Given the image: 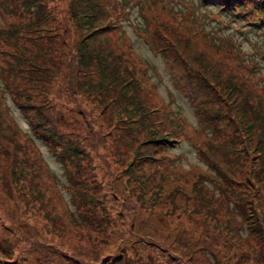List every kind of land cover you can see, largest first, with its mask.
Here are the masks:
<instances>
[{"label":"trees","instance_id":"obj_1","mask_svg":"<svg viewBox=\"0 0 264 264\" xmlns=\"http://www.w3.org/2000/svg\"><path fill=\"white\" fill-rule=\"evenodd\" d=\"M201 1L264 32V0ZM66 3L68 21L61 27L48 0H0V264H81V256L88 257L85 264H191L200 243L178 232L184 225L169 223L174 215L187 219L197 215L201 223L213 219L234 245L243 244L240 229L244 227L264 249V72L260 60L252 57L257 64L245 63L241 71L227 63L225 52L221 57L201 49L200 45L210 43L238 48L230 36L203 28L211 12L207 8L190 15L198 23L197 37L165 21H153L154 26L144 30L149 47L163 62L168 61L175 86L198 114L195 131L208 133L207 126H218L215 134L209 133L198 144V154L208 166L185 174L179 168L169 176L177 169L176 158L185 159L167 151L176 146L182 131L179 114L171 106L175 97L170 94L168 104L156 106L158 101L150 98L156 94L150 91L151 75L143 66L152 68V63L135 62L117 48L115 38L130 43L122 28L114 27L124 0ZM70 34L68 42L65 38ZM65 61L69 94L75 91L81 96V103L73 108L78 118L56 110V96L51 94ZM8 98L12 106L6 103ZM11 107L26 114L36 136L62 165L63 186L74 209L35 137L19 129ZM100 117L103 120L97 121ZM115 135L111 150L109 140ZM112 167L119 190L131 191V202H118V187L109 183L112 177L104 186L102 178L107 171L112 174ZM209 181L216 182L223 204L206 190ZM51 186L58 191L50 192ZM234 204L244 224L235 219ZM75 210L90 222L92 231L112 235L111 252L91 246V252L76 254L56 246L38 230L37 225L44 224L47 235L64 232L57 227L62 216L72 226L79 225L72 215ZM220 215L226 216L227 223L221 225ZM156 218L166 222L169 233L152 234L148 220ZM125 224L131 236L122 238L119 227L124 230ZM85 238L92 244L99 242L91 234ZM103 241L109 242L104 237ZM162 246H178L174 254L187 262L175 263ZM70 251L75 260L67 258ZM24 258L37 260L24 263ZM203 258L207 264H219V260L212 263Z\"/></svg>","mask_w":264,"mask_h":264},{"label":"rangeland","instance_id":"obj_2","mask_svg":"<svg viewBox=\"0 0 264 264\" xmlns=\"http://www.w3.org/2000/svg\"><path fill=\"white\" fill-rule=\"evenodd\" d=\"M107 1L112 4L115 0ZM117 1L119 2L120 0ZM66 4V0H48V5L51 8V11L54 12L56 22H58L61 27L66 26V22L68 21ZM205 8L211 12H209L205 18L206 23L201 24L203 28L208 31L211 30V32L214 31L217 36H230V38L237 43L238 48L233 50L230 45L223 48L224 45L216 46L213 43H210V45L202 44L203 46L200 45L199 47L213 56L221 55L222 57V54L225 52L227 54V58H225L227 63L237 66L241 71L243 70L245 63L255 66L257 63L252 62L250 59L252 57L257 58L260 60L261 68L264 72V61L261 60L262 56H264V54L261 55V53H264V32L257 31V27H253V25L247 23L245 19H241L240 17H235L236 19H234V17L227 15L225 12H222L221 14V12H218V9H215L216 6L213 4L205 5L201 0H124L123 7H121L122 15L121 17L117 16L114 23V27H117L116 25L118 24L116 29L120 31V28H122V33L125 32L130 39V43H127L123 39L120 40L115 38L117 48L122 49L127 54L126 56L133 58L135 62L147 61L148 63H152V68H149L146 64L143 66L145 67L144 69H147V72L149 70L148 73L151 75L150 82L152 83L153 89H150V91H154L156 94L152 95L150 98H154L158 101V103L154 104L156 106H161L163 103L168 104L170 99L169 95L172 94L175 97V102H173L171 106L175 109L174 112L179 114L177 116L179 118L178 121L180 122L182 131L179 134V140L174 142V145L176 146L167 147V151L170 152L172 157L174 155H179L181 156V160L183 158L186 160L183 159L180 161L176 158L174 161L175 163L173 164L176 165L177 169L171 170L169 176L176 175L179 168L183 170L182 172L185 174L186 171L193 172L194 170L197 171L198 168L203 169L208 166L207 161L204 160L202 156L201 157L203 159H201L198 154V144L203 143L205 141L204 138L209 137V133L215 134L217 132L215 128H218V126L215 124L207 126L206 130L208 133L195 131V128L198 127L196 117L198 114L191 108L190 105H188L186 98L175 86L174 80L170 76V73L173 75V68L169 66L168 61L166 63L163 62L162 57L155 54L151 50L147 43L148 41H146L144 38L145 36L143 37L142 34H144V30L147 31L149 29L148 27L154 26L153 21L157 23L159 21H165L167 24H171L172 27L180 32L192 34L197 37L196 28L198 23H194L190 15L193 14L195 16L197 13L199 15L200 12H204ZM0 17L3 18L1 14ZM1 18L0 23L3 21ZM115 35L116 34L113 36ZM215 35L213 36L214 39L218 40L219 37H216ZM65 39L68 42L72 40V34L66 36ZM255 42L257 44H255ZM238 49L241 52H244V56L242 53L237 52ZM60 72L61 74L59 75V79L55 80L51 87V94L56 96V105L54 107L56 110L68 114V118L70 119L74 116L78 118L79 116L75 109L73 111V108H77V106H79V103H81V96L75 91V95L69 94V90H71V88L66 83L69 74L66 61L62 64ZM143 72L144 71H141V75L144 79L146 76ZM255 76L258 77L259 75L256 74ZM1 83L2 78L0 77V84ZM145 88H147V85ZM51 98L53 99V96ZM6 103L9 106H12L9 98L6 99ZM10 112L21 132L35 137L37 146L40 147L44 157L57 175L60 188L68 201L69 207L74 209L73 203L70 201L69 197H67V195H69L68 189L63 186V183H66V178L63 174L62 165L55 155L49 151L48 147L42 141V138L40 136H36V133L33 128H31V124L29 123L26 114L18 111L16 107H11ZM100 120H103V117L97 118V121ZM168 126L170 127L171 124H168ZM115 140L116 135L110 137L109 147L111 150L112 148H115ZM112 168V174L110 175L106 170V176L102 178L104 186H107L109 178L112 177L109 183H111L114 187H118V202L124 204L131 202V198L128 197L131 191L127 189L119 190L121 185L119 186V180L116 179L117 177L114 167ZM190 187L191 186H187V188ZM47 189L53 193L58 191L57 188H54V186L48 187ZM208 189L209 193H212L214 198H218L220 201V189L216 182L209 181L208 188H206V190L208 191ZM220 202L223 204L222 201ZM262 204H264V201ZM228 206H231V203ZM236 208L237 206L234 204V206H232V209L234 210L233 215L238 222H242V224H244V218L239 212H236ZM246 212H248V209ZM72 215L79 225L72 226L69 224L67 219L64 218V216H62V219L57 221V227H63L65 230L64 232H56L51 235H47L44 224L37 225V228H39V231L44 232V235L50 242L54 243L56 246L62 247L63 249H71L76 254H78L80 250H87L91 252V246H97V248L101 251L111 252L115 244L112 241V235L108 231L105 233H101L99 230L92 231L93 226L85 217L81 216V213H79L78 210L73 211ZM169 220V223L172 225H184L186 228L181 230L179 229L178 232H181L186 237L192 235L194 236L196 242L200 243L195 249L196 253L192 257L193 260L191 264H207L204 261L203 256H205L209 262L212 263L219 260V264H223L225 261L233 262V264H238L239 261H247L248 264H264V258L262 256L264 249L251 240L244 227L240 229V236L243 239V244L234 245L226 238L228 235L226 232L221 233L218 228V222L214 223L215 221L213 219H208L201 223L197 215L188 219L183 216L177 217L174 215L171 216ZM219 221L222 222L221 225L227 223L226 216L220 215ZM164 223L166 225V222ZM148 225L152 228V234L154 236L158 232L169 233L168 228L165 227L160 219L156 218L153 219V221L149 219ZM124 226H126V229L124 230L122 229L123 226L119 227L121 237L131 236L128 231L129 225L125 224ZM111 227L117 228L118 226L111 225L110 228ZM88 234H91L93 238L98 239L99 242L92 244L89 238H85ZM103 237L105 239L107 238L109 242L103 241ZM162 247L166 248V253H168L169 256L177 260H174L175 263H182L181 261H186L185 257L183 259H178L174 254L173 250L179 249L178 246ZM72 251L67 254L69 256L67 258L75 260L70 257H76ZM197 251L199 253H197ZM247 252H249V254H247ZM220 255H223V257H220ZM36 260V258H24V263L35 262ZM87 261L88 257L86 256H81L78 259V262L81 264H85Z\"/></svg>","mask_w":264,"mask_h":264},{"label":"water","instance_id":"obj_3","mask_svg":"<svg viewBox=\"0 0 264 264\" xmlns=\"http://www.w3.org/2000/svg\"><path fill=\"white\" fill-rule=\"evenodd\" d=\"M264 58V57H263Z\"/></svg>","mask_w":264,"mask_h":264}]
</instances>
